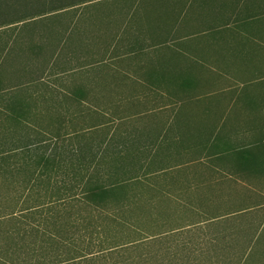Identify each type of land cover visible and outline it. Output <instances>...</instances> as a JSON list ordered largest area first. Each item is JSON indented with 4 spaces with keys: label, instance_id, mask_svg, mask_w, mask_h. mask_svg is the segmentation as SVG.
<instances>
[{
    "label": "trees",
    "instance_id": "trees-1",
    "mask_svg": "<svg viewBox=\"0 0 264 264\" xmlns=\"http://www.w3.org/2000/svg\"><path fill=\"white\" fill-rule=\"evenodd\" d=\"M106 1L0 0V31H16L18 36L27 33L32 53L57 55L59 59L73 52L83 55L96 38L122 46L125 40L130 43L135 37L142 38L139 55L146 48L176 46L179 55H185L191 53L188 40L208 33L215 36L225 28L235 30L236 25L247 26L255 19L239 14L214 18L205 6L215 0H181L169 5L168 13L139 0L122 15L117 29L92 26L86 19L100 11L98 6ZM199 2L204 3L197 6L201 12L194 21L200 26L191 29L192 3ZM142 6L146 13L140 15ZM102 14L111 17L110 13ZM93 33L98 37L93 38ZM13 45L9 40L1 46L0 81L3 67H18L23 55ZM25 52L27 55L28 50ZM93 58L82 63L93 67L105 62ZM9 81L12 79L0 82V87ZM81 108L88 117L92 106L83 103ZM97 115L73 116L68 118V125L60 123L66 130L14 134V141L2 143L0 168L3 175L13 179H5L11 195L0 209V264H264V218L254 223L253 213L224 218L216 210L214 214L213 210L201 211L199 220L174 226L167 219L155 226L156 213L151 207L141 215L138 191L149 181L147 192H152L156 179H139L137 170L152 169L146 175H157L174 167L162 161L156 164L160 144L150 140L151 135H142L137 129L134 137H123L119 128L126 119ZM229 135L221 128L216 134L214 130L209 132L207 157L192 162L207 158L217 161L232 154L233 144H222ZM143 154L146 159L151 156V161L144 162ZM249 154L241 148L237 155L247 158ZM128 159L131 161L127 164ZM27 171L28 177L24 175ZM18 175L23 178L14 187ZM130 194L132 200L125 196Z\"/></svg>",
    "mask_w": 264,
    "mask_h": 264
},
{
    "label": "rangeland",
    "instance_id": "rangeland-1",
    "mask_svg": "<svg viewBox=\"0 0 264 264\" xmlns=\"http://www.w3.org/2000/svg\"><path fill=\"white\" fill-rule=\"evenodd\" d=\"M138 1L101 2L97 8L100 11H95L94 16L86 20H91L92 26L117 29L122 23V15L131 11ZM179 1L181 0H145L144 4L157 7L158 12L168 13L169 5L173 6ZM203 3H192L194 12L191 14L193 16L189 21V28L197 29L200 26L194 20L201 12L197 10V6H202ZM143 8L144 6L139 11L140 15L146 13ZM205 9L214 18L222 19L239 14L252 15L255 19L249 21L247 26L241 23L236 25V31L225 28L216 32L215 36L208 33L188 40V51L191 53L185 55H179L176 46V49L146 48L140 58L136 53L142 38L135 37L130 43L125 40L123 46L106 38L103 42L96 38L93 47L83 55L73 52V55L65 59L60 58L55 69L58 74L55 76L53 68L50 69V78L33 81L31 89H28V54L25 55L28 50V34L18 36L16 31H0V50H3V43L11 40L14 41L13 48L23 53L19 57L18 67L8 64L5 66L7 68L3 67L5 73L0 82L12 79V84L24 86L11 90L10 95L0 92V147L4 142L14 141L11 140L15 138L14 134L66 130L60 123L68 125V118L73 116L87 117L88 112L82 111L81 107L83 103H88L92 108L87 118L102 114L110 119H126V124L119 128V134L123 137H134L137 129L149 130L152 133L150 140L160 144L157 147L160 156L155 161L156 164L162 161L164 165L167 163L168 167H174L157 175H146L152 169L137 170L141 176L139 179H156L153 181L152 192H147L149 188L146 183L150 184L149 181L138 191L137 208L141 215L151 207L156 213L155 226L162 225L164 219L174 226L199 220L201 211L213 210L214 214V201L211 203L208 196L202 195L204 186L201 179H226L229 175L232 178L235 175V179H264L262 166L248 171L241 167L245 172L240 173H237V168L225 169L224 174L223 169H220L221 172L215 169L216 161L213 159L192 162L197 158L207 157V149L211 146L208 143L211 139H208L209 132L214 130V134L218 133V127L226 129L230 134L225 142L223 140V145L240 144L239 147L252 146V149L264 145V0L207 1ZM105 12L110 13L111 17H105L102 14ZM238 20L241 21L239 17ZM93 35V38L98 37L96 33ZM114 44L116 48H108ZM93 57L102 58L105 62L85 67L82 61ZM140 62H144L145 67L143 77L140 74L144 85L122 86L123 78H136L135 68ZM152 63L158 65L155 71L146 70ZM60 72L65 74L59 75ZM193 113L199 116H230L226 120H214L215 122L191 121L196 119L194 117L185 119V114ZM185 124L187 128L184 130L182 128ZM165 129L171 131L170 135L164 134ZM143 139L146 141L145 137ZM200 143L204 145L198 146ZM143 156L144 162L151 161H148L151 156L147 159L145 154ZM130 161L128 159L125 163ZM16 162L13 164H17ZM156 170L158 169L154 167L153 171ZM24 175L28 177V171ZM22 178L18 175V179L14 180V187L19 185ZM5 179L13 178L3 175L0 168V209L8 195H11ZM125 196L132 200L131 194ZM202 203L204 209L201 207Z\"/></svg>",
    "mask_w": 264,
    "mask_h": 264
},
{
    "label": "crops",
    "instance_id": "crops-1",
    "mask_svg": "<svg viewBox=\"0 0 264 264\" xmlns=\"http://www.w3.org/2000/svg\"><path fill=\"white\" fill-rule=\"evenodd\" d=\"M40 35L46 37V36H50V33H40ZM136 54L140 58H142L143 56L142 53L141 55H139L138 52ZM58 57L59 56L57 55H55L54 57L45 56L44 53L34 54L30 51L28 47V89L32 88L30 86H32L33 81H44L45 78L47 79L50 78L48 77L51 71L50 69L53 68L54 72L52 73H54L55 76L58 74V71H55L56 64L60 61ZM61 59H64V57H61ZM12 60L15 62V60L17 59H12ZM156 66L158 65H156L155 63H152L151 65H149L148 69L146 70L155 71ZM144 68H145L144 62H140V64H138L137 67L135 68L136 78L135 79L134 78L124 79L123 78L121 80L123 82L122 86L124 87L143 86L144 81L141 78V75H142V72L144 71ZM140 70H141V73H139ZM74 71H69V72H74ZM2 73H5V71H2ZM60 74H65V73L60 72L59 75ZM23 87H24L23 85L21 86L15 85L9 81L1 85L0 90L1 92H6L5 94H9L11 90L17 89V88H23ZM185 116H186L185 119H188V120L193 117L196 118L191 121H194V120L220 121V120H226L227 118H229L230 115L201 114V116H199L193 113V114H185ZM186 128H187V125L185 124L182 129L185 130ZM173 129L174 128H172V130ZM179 129H175V130H179ZM216 129L220 130V127ZM138 132L142 135L152 134L147 129H144V130L138 129ZM170 132L171 131L169 129H165L164 134L170 135ZM232 146L234 148L232 149V154H230L231 156L230 155L227 156L228 155L227 154L224 156L223 159H218L216 161L217 168L215 169H218L219 172H221L220 169H223L224 172L222 173L225 174L226 173L225 169L235 170V168H237L238 169L236 170L237 173H240V172H245V170L240 169L241 167L247 169L246 171H248L249 169L255 168V167L260 168L259 166L264 167V145L258 146L259 149L258 148L252 149V146H248V147L247 146L239 147L240 145H232ZM241 148L249 151L250 154L247 156V158L242 157L241 155L239 156L237 155L239 150H241ZM221 152L223 153V155L226 154L222 150ZM258 163H261L262 165H258ZM229 173L231 174V172ZM200 182L204 186L202 195L208 196V198L212 201L211 203H213L214 201L215 210L217 212V215H224V218L226 217L231 218L233 216L241 215L244 213H253L254 217L252 218H253L254 223L261 222L262 219L264 218V179H239V178L235 179V175L233 178L231 175H229L228 177H226V179H219V178L218 179H201ZM206 205H207L206 207L209 208V205L208 204ZM244 205L246 206L243 207ZM201 207L202 209H204L203 203ZM211 207L213 208V206H210V208Z\"/></svg>",
    "mask_w": 264,
    "mask_h": 264
}]
</instances>
